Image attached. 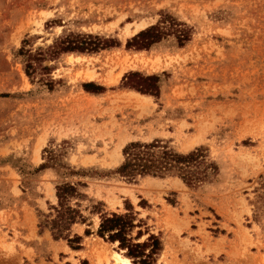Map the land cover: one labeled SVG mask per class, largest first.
Masks as SVG:
<instances>
[{"label":"rangeland","instance_id":"rangeland-1","mask_svg":"<svg viewBox=\"0 0 264 264\" xmlns=\"http://www.w3.org/2000/svg\"><path fill=\"white\" fill-rule=\"evenodd\" d=\"M157 24L159 42L128 45ZM88 35L114 43L61 49ZM148 76L156 90L134 87ZM154 140L207 149L217 174L116 172ZM64 183L86 184L78 249L39 226ZM128 212L135 242L159 240L150 264H264V0H0V264H142L97 233Z\"/></svg>","mask_w":264,"mask_h":264},{"label":"trees","instance_id":"trees-1","mask_svg":"<svg viewBox=\"0 0 264 264\" xmlns=\"http://www.w3.org/2000/svg\"><path fill=\"white\" fill-rule=\"evenodd\" d=\"M166 29V27L159 24L153 25L138 33L128 42V45L149 48L167 35ZM87 38L78 39L77 41L65 40L62 42L61 49L65 52H96L114 43V41L98 37L93 38L90 35ZM155 79V76H148L145 81L148 80L150 83L147 85L139 84L140 87L138 85L134 87L144 93L153 92L152 90L155 88L152 82ZM91 85L86 84L85 87L90 88ZM99 88L100 90L103 89L102 87ZM206 151L207 149L201 147L187 154H182L170 149L163 144L162 140H154L150 143L132 142L124 148L125 159L116 172L129 179H133L138 175L163 177L176 174L187 185L194 187L208 180L210 175H216L218 172L216 165L207 160L208 154ZM55 160L56 155L53 150H50L47 163L42 164L40 169L53 167L52 164ZM80 187H86V184L64 183L58 185V202L50 207L49 213L43 215L44 218L41 219L39 225L42 229H49L54 239H66L74 249L81 247V236L74 235L71 237V228L75 223L85 222L80 203H72L73 199L85 198V194L80 190ZM140 226V223H136V216L133 212L103 214L97 233L112 242L119 241L120 247L126 248L130 256L139 258L142 264H150V259L160 249L159 240L155 235H150L144 242H135L143 236L142 230H138L136 236H132L134 229ZM86 234H90V231L87 230ZM148 249L149 253H146Z\"/></svg>","mask_w":264,"mask_h":264},{"label":"bare ground","instance_id":"bare-ground-1","mask_svg":"<svg viewBox=\"0 0 264 264\" xmlns=\"http://www.w3.org/2000/svg\"><path fill=\"white\" fill-rule=\"evenodd\" d=\"M140 26H142V24L140 25H137L136 26V29L134 30L136 32V30H138L140 28ZM130 33V31H129ZM155 63V62H154ZM153 65V64H152ZM153 67V66H152ZM87 77L90 79L92 78V75L91 74H87ZM138 94V93H137ZM140 96H143L142 94H138ZM144 97V96H143ZM114 257L116 258L117 262L120 263V264H135L133 263L128 257H123L121 256L120 254L118 253H115L114 254Z\"/></svg>","mask_w":264,"mask_h":264}]
</instances>
